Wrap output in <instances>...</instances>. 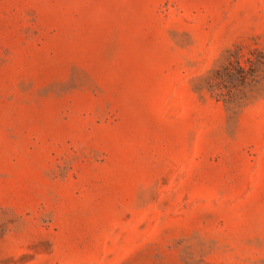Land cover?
I'll use <instances>...</instances> for the list:
<instances>
[{
    "label": "rangeland",
    "instance_id": "374dc122",
    "mask_svg": "<svg viewBox=\"0 0 264 264\" xmlns=\"http://www.w3.org/2000/svg\"><path fill=\"white\" fill-rule=\"evenodd\" d=\"M0 264H264V0H0Z\"/></svg>",
    "mask_w": 264,
    "mask_h": 264
}]
</instances>
